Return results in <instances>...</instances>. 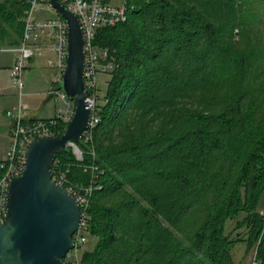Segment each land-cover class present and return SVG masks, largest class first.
I'll return each mask as SVG.
<instances>
[{
	"label": "trees",
	"instance_id": "obj_1",
	"mask_svg": "<svg viewBox=\"0 0 264 264\" xmlns=\"http://www.w3.org/2000/svg\"><path fill=\"white\" fill-rule=\"evenodd\" d=\"M134 3L96 31L114 65L83 160L56 155L93 188L79 264H264V0ZM27 8L0 0V48L20 44Z\"/></svg>",
	"mask_w": 264,
	"mask_h": 264
},
{
	"label": "built area",
	"instance_id": "obj_2",
	"mask_svg": "<svg viewBox=\"0 0 264 264\" xmlns=\"http://www.w3.org/2000/svg\"><path fill=\"white\" fill-rule=\"evenodd\" d=\"M68 10L75 13L80 21L84 38L85 70L84 80L86 88L90 90L87 98L91 110L89 127L85 131L87 139H91L90 129L100 120L97 103L98 73L108 72L113 68V57L107 48L95 42L96 31L102 25H115L128 20L130 12L136 8L134 0H59ZM28 8L24 15L23 37L19 45L1 47L0 51L12 49L15 51V61L11 67L12 85L23 95L25 75L29 61L44 53V47L49 45L54 54L48 63L55 69L53 85L49 95L58 96L66 105L59 109L56 116L50 119H25V111L21 104L15 110H8L7 115L12 119L10 128V146L7 159L1 166L4 168L0 178V222L4 221L7 213V199L11 180L23 173L26 166V152L29 143L45 135H59L60 123L67 125L74 114V101L71 100L60 87L63 72L68 58V23L67 20L53 6L51 0H26ZM43 8L56 12V17L39 19L36 13ZM78 160H83V153L72 144ZM69 168H64L59 159L54 160L52 168L53 179L71 192L83 210L89 205V197L93 188L71 181L67 174ZM75 248L68 255V261L79 264V249L88 241L85 234V218H83L78 232L75 234ZM253 264H256L255 262Z\"/></svg>",
	"mask_w": 264,
	"mask_h": 264
},
{
	"label": "water",
	"instance_id": "obj_3",
	"mask_svg": "<svg viewBox=\"0 0 264 264\" xmlns=\"http://www.w3.org/2000/svg\"><path fill=\"white\" fill-rule=\"evenodd\" d=\"M51 3L68 23V58L60 87L74 101V114L62 134L41 136L28 145L25 169L11 180L8 213L0 222V264H65L84 218L82 205L52 172L56 155L77 144L89 127L83 31L75 13L59 0Z\"/></svg>",
	"mask_w": 264,
	"mask_h": 264
},
{
	"label": "crops",
	"instance_id": "obj_4",
	"mask_svg": "<svg viewBox=\"0 0 264 264\" xmlns=\"http://www.w3.org/2000/svg\"><path fill=\"white\" fill-rule=\"evenodd\" d=\"M15 56L16 53L12 49L0 51V74L6 76L0 83V121H8L4 125L8 135L12 119L7 115V111L15 110L19 104L24 108L26 120L50 119L55 117L59 110L56 96L49 95L56 73L48 63L49 59L54 57L49 45H45L42 55L29 61L22 96L11 82V67Z\"/></svg>",
	"mask_w": 264,
	"mask_h": 264
},
{
	"label": "rangeland",
	"instance_id": "obj_5",
	"mask_svg": "<svg viewBox=\"0 0 264 264\" xmlns=\"http://www.w3.org/2000/svg\"><path fill=\"white\" fill-rule=\"evenodd\" d=\"M36 17L39 19H47V18H54L56 17V12L47 8H43L41 11L36 13ZM6 76L4 74H0V83L5 80ZM110 79V74L105 72L98 73L96 80H97V87H98V94L100 97H104L107 93L108 89V81ZM196 97V96H195ZM56 101L59 103V109H65L66 105L65 103L56 96ZM185 103H187V100H185ZM191 106H193L194 109L199 110L198 105L196 103H193ZM8 121H0V161H4L7 159L9 146H10V136L8 135L7 130L5 129L4 125L7 124ZM5 129V130H4ZM259 207L264 210V194L261 198ZM240 217V216H239ZM236 219H229L226 221L225 230L228 234L233 232V228L235 226ZM244 231L243 229L236 230L233 236H236L238 232ZM244 233V232H243ZM96 245V240L89 238L88 241L85 242L81 246V253L82 256L83 252L86 250H93ZM245 244L237 245L236 247V254L238 257H241L243 253H245ZM253 253L250 251L247 255L248 262H252L253 260Z\"/></svg>",
	"mask_w": 264,
	"mask_h": 264
}]
</instances>
